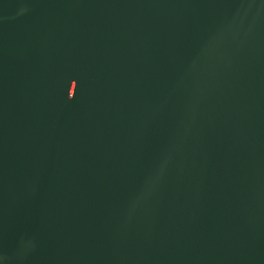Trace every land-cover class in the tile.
<instances>
[{"label": "water", "instance_id": "obj_1", "mask_svg": "<svg viewBox=\"0 0 264 264\" xmlns=\"http://www.w3.org/2000/svg\"><path fill=\"white\" fill-rule=\"evenodd\" d=\"M0 264H264V0H0Z\"/></svg>", "mask_w": 264, "mask_h": 264}]
</instances>
